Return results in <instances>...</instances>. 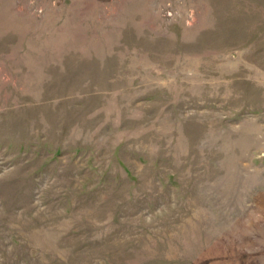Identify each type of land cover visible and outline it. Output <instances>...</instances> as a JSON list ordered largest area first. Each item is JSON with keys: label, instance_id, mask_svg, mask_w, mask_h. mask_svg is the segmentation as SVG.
<instances>
[{"label": "rangeland", "instance_id": "obj_1", "mask_svg": "<svg viewBox=\"0 0 264 264\" xmlns=\"http://www.w3.org/2000/svg\"><path fill=\"white\" fill-rule=\"evenodd\" d=\"M0 264H264V0H0Z\"/></svg>", "mask_w": 264, "mask_h": 264}]
</instances>
